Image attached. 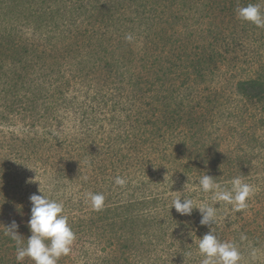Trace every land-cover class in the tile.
Listing matches in <instances>:
<instances>
[{
	"label": "trees",
	"instance_id": "16d2710c",
	"mask_svg": "<svg viewBox=\"0 0 264 264\" xmlns=\"http://www.w3.org/2000/svg\"><path fill=\"white\" fill-rule=\"evenodd\" d=\"M254 1L0 0V70L4 71L0 75V87L5 93L18 94L21 88L26 89L24 94L40 90V85L26 86L35 82L33 73H36L32 66L30 68L33 60L50 66L55 62L66 63L65 67L70 62L69 68L72 67L73 71L76 68L80 76L105 82L108 92L101 87L95 94H99L115 111H128L123 119H130L131 126L138 129L137 133L130 127L129 131L114 134L113 140L120 144L110 155L101 148L99 161L94 153L87 156L96 157L95 162H89L93 165L92 180L103 176L109 166L115 172V178L126 181L124 186H119L111 179L105 185L111 191H101L91 182L85 185L93 194L104 196L102 210H93L90 199L82 196L77 199L66 195L46 196L57 202L66 200L67 204H62L64 215L76 236L71 251L84 254L86 264L198 263L199 238L212 226L201 225V217L186 219L174 207L170 208L172 200L169 195L186 189L194 192L190 193L193 195L191 199L206 195L199 187V180L210 165L219 169L209 176L222 188L230 189L234 177L229 173L235 169L249 170L244 164L248 153L238 159L242 162L239 166L237 156L219 150V136L209 130L214 117L212 112L204 111L202 105L207 104L208 99L206 93L201 94L199 86L214 72L217 62L226 60L227 55L215 50L209 42L198 44L191 31L182 32L177 27L184 23L187 13L202 11L195 5L197 2L205 4L204 12L219 14L225 11L236 13L239 7ZM25 30H30L35 38L41 37L49 46L52 44L51 48L39 49L31 41L33 39L24 35ZM137 40H142V45L135 48L133 45ZM124 55H130L131 60L137 56L144 65L133 67H139L137 72L124 69L117 74L122 76L118 80L104 81L117 72L120 59L126 66L127 57ZM108 82H111L110 86ZM234 90L247 104H264L263 76L239 79ZM127 103L129 106L126 107ZM18 109L30 114L38 111L24 105ZM232 129L235 128L228 130L233 132ZM202 137L215 143L210 147L208 143L200 144ZM241 137L246 145H252V142L258 145L252 133L244 131ZM144 148L152 149L157 156L160 152L164 167L161 175L154 170L151 173L149 169L152 168H149L146 175L136 176V166L143 168L149 162L146 153H138ZM132 150L141 154L136 162H132ZM2 169L0 162V176L5 180L7 175ZM241 177L244 183L252 186L250 175ZM168 184V191H161ZM113 186L116 191L112 190ZM251 199L264 202V180L262 190L253 191L246 202ZM8 204L12 214L0 220V264H34L29 257L18 262L17 244L5 235V227L15 221L18 233L24 238L23 243L27 244L31 235L27 225L31 203L16 205L8 201ZM21 212L25 214V220ZM249 228L248 225L245 230L241 227V232L247 234ZM220 230L216 228V232ZM67 256H62L58 264H65Z\"/></svg>",
	"mask_w": 264,
	"mask_h": 264
},
{
	"label": "rangeland",
	"instance_id": "374dc122",
	"mask_svg": "<svg viewBox=\"0 0 264 264\" xmlns=\"http://www.w3.org/2000/svg\"><path fill=\"white\" fill-rule=\"evenodd\" d=\"M254 2L252 4H259L264 12V0ZM195 5L202 11L187 13L186 20L177 29L182 32L191 31L190 34L196 36L198 44L202 45V41L209 42L215 50L227 55L226 60L217 62L214 72L204 79L206 82L200 84L201 87L199 86L201 94L206 93L205 97L208 99L207 104H202L204 111L212 112L211 116L214 117L209 130L213 135L219 136V150L224 153L232 152L237 156L239 166L242 165L239 160L248 153L245 157L247 162L244 164L248 165L249 170L243 172L235 169L229 176L242 178L241 175H250L253 191H261L264 180V104L245 103L236 95L234 88L239 79L257 76L264 78V28L239 19L237 11L214 14L204 12L205 4L197 2ZM215 32L218 33L213 39ZM24 35L33 39L31 41L38 45L39 49H50L52 46L39 36L33 37L30 30H25ZM200 35L202 37H199ZM141 45L142 40H137L133 46L138 48ZM207 50L211 51L208 47ZM124 57H127L126 60L131 58L130 55ZM133 58L125 60L126 66H123V60L120 59L116 67L117 72L105 80L102 76L101 80H118L122 76L117 74L126 68L137 72L139 67H133L144 63L137 56ZM65 64L55 62L50 66L36 60L31 61L30 68L32 66L36 73H33L35 82H29L26 86L40 85L37 92L26 91L24 94L26 89L21 88L18 94H11L5 93L0 87V162L7 175L5 180L0 176V220L12 214L8 201L16 205H27L32 194H41L39 190L45 196L89 198L88 194L92 191L86 189L85 185L91 182L92 186L101 188V191H111L108 190L109 187L105 188V185L111 182V179L116 180L112 167L107 166V172L103 176L92 180L93 165L89 162H95L96 157L87 156L94 153L99 161L101 156L98 153L101 148L110 155L120 144L119 141L113 140L114 134L129 131L130 127L134 132H138L137 126H131L130 119H123L128 115V111H115L99 94H95L101 87L104 92H108L109 87L106 84L104 87L103 84L105 82L99 78L80 76L76 68L74 71L72 67L69 68L70 62L66 67ZM3 72L0 70V75ZM98 74L100 75V71ZM107 84L110 86L111 82ZM52 89L54 91L50 93L49 90ZM20 105L35 107L38 111L30 114L28 111L19 110ZM132 115L135 116L133 113ZM230 127L235 128L232 129L233 132L228 130ZM244 131L255 135L258 145H255V142L246 145L241 137ZM200 139V144L208 143L209 147L215 143L205 137ZM136 152L132 150V162H136L138 155H141ZM242 152L243 155L240 154ZM138 153H146L149 162L143 168L141 165L136 166L137 177L146 175L149 168H152L149 169L151 173L154 170L157 175L164 172L160 152L157 156L152 149L144 148ZM112 158L115 159L113 155ZM85 159L88 160L85 162ZM218 169L210 165L208 170L203 171V175L215 174ZM167 188L169 189V184L161 191H168ZM112 190L116 191L114 186ZM190 193L194 192L189 189L175 191L170 193L169 198L173 201L177 196H181L183 200V197L193 196ZM205 194L201 198L195 196L192 199L197 207L202 202L212 204L213 193ZM15 198L18 200L14 201ZM58 202L67 204L65 199ZM246 203L245 209L237 211L233 205L218 202L215 205L217 222L212 226V231L215 233L217 227L222 229L215 235L219 241L224 240L235 245L241 256L239 264H264V202L259 203L251 199ZM21 214L25 220V214ZM198 215H201L199 210L193 209L190 216L183 217L191 219L193 216L197 219L201 217ZM247 225L250 231L244 234L241 227L245 230ZM83 256L84 254L80 255L77 250L71 251L64 263L86 264ZM197 256H200L197 264H202L204 257L200 253Z\"/></svg>",
	"mask_w": 264,
	"mask_h": 264
},
{
	"label": "clouds",
	"instance_id": "9594fccd",
	"mask_svg": "<svg viewBox=\"0 0 264 264\" xmlns=\"http://www.w3.org/2000/svg\"><path fill=\"white\" fill-rule=\"evenodd\" d=\"M237 15L245 22L264 28V12L261 11L259 4L249 3L247 6L239 7ZM115 183L124 186L126 181L117 177ZM199 187L204 193H213L212 204L202 202L197 207L191 198L183 197L181 200V196H177L170 208L174 207L180 215L188 216L192 214L193 209H198L201 213L200 224L206 226H213L217 222L215 205L218 202L233 205L237 211H240L247 207L246 200L253 194L252 186L244 183L240 177L231 181L230 189H224L212 176L204 174L199 180ZM39 193L41 194H32L29 197L31 209L27 225L31 235L27 238V244L23 243L24 238L18 233V225L15 221L5 227V235L17 244L18 262L29 257L34 264H58L62 256H67L71 252L76 236L68 223L67 216L64 215L62 203L49 199L40 190ZM88 197L93 210H102L105 199L102 194L89 193ZM198 249L204 257L202 264H239L241 259L235 245L219 241L212 227L208 233L199 238Z\"/></svg>",
	"mask_w": 264,
	"mask_h": 264
}]
</instances>
